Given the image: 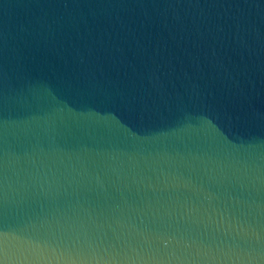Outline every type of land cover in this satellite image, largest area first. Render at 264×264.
Returning a JSON list of instances; mask_svg holds the SVG:
<instances>
[{
    "label": "water",
    "instance_id": "obj_1",
    "mask_svg": "<svg viewBox=\"0 0 264 264\" xmlns=\"http://www.w3.org/2000/svg\"><path fill=\"white\" fill-rule=\"evenodd\" d=\"M0 264H264V0H0Z\"/></svg>",
    "mask_w": 264,
    "mask_h": 264
}]
</instances>
